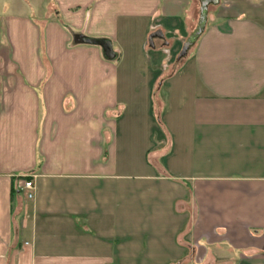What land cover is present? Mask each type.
Masks as SVG:
<instances>
[{
  "label": "crops",
  "instance_id": "obj_1",
  "mask_svg": "<svg viewBox=\"0 0 264 264\" xmlns=\"http://www.w3.org/2000/svg\"><path fill=\"white\" fill-rule=\"evenodd\" d=\"M198 13L0 0V264H264V0Z\"/></svg>",
  "mask_w": 264,
  "mask_h": 264
},
{
  "label": "water",
  "instance_id": "obj_2",
  "mask_svg": "<svg viewBox=\"0 0 264 264\" xmlns=\"http://www.w3.org/2000/svg\"><path fill=\"white\" fill-rule=\"evenodd\" d=\"M198 2L199 13L196 26L183 43L182 48L176 57V62L184 59L187 56L189 51L193 48L199 37L202 35L207 22L208 8L210 6H217L219 4V0H198ZM154 37L162 38V35L160 33H153L150 35L148 39V44L150 47H153L152 39ZM71 39L72 45L81 44L99 47L101 56L106 61L112 62L116 59V54L112 50L111 43L106 39L90 38L77 32H71Z\"/></svg>",
  "mask_w": 264,
  "mask_h": 264
},
{
  "label": "built area",
  "instance_id": "obj_3",
  "mask_svg": "<svg viewBox=\"0 0 264 264\" xmlns=\"http://www.w3.org/2000/svg\"><path fill=\"white\" fill-rule=\"evenodd\" d=\"M21 190L26 192V198L27 199H32L33 197V183L30 180H26L23 184V186L21 187Z\"/></svg>",
  "mask_w": 264,
  "mask_h": 264
},
{
  "label": "trees",
  "instance_id": "obj_4",
  "mask_svg": "<svg viewBox=\"0 0 264 264\" xmlns=\"http://www.w3.org/2000/svg\"><path fill=\"white\" fill-rule=\"evenodd\" d=\"M183 61V59L182 60H180V61H178L174 66H172V68L169 70V72H173V70H175L179 65H180V63Z\"/></svg>",
  "mask_w": 264,
  "mask_h": 264
},
{
  "label": "rangeland",
  "instance_id": "obj_5",
  "mask_svg": "<svg viewBox=\"0 0 264 264\" xmlns=\"http://www.w3.org/2000/svg\"><path fill=\"white\" fill-rule=\"evenodd\" d=\"M220 1H222V0H220ZM214 10V6H210L209 8H208V12H212ZM174 66V65H173Z\"/></svg>",
  "mask_w": 264,
  "mask_h": 264
}]
</instances>
